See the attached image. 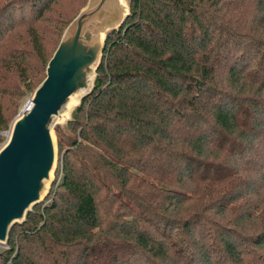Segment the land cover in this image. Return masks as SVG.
<instances>
[{
	"label": "trees",
	"instance_id": "1",
	"mask_svg": "<svg viewBox=\"0 0 264 264\" xmlns=\"http://www.w3.org/2000/svg\"><path fill=\"white\" fill-rule=\"evenodd\" d=\"M56 1L0 0V131L80 10L49 29ZM126 2L0 264H264V0Z\"/></svg>",
	"mask_w": 264,
	"mask_h": 264
},
{
	"label": "water",
	"instance_id": "2",
	"mask_svg": "<svg viewBox=\"0 0 264 264\" xmlns=\"http://www.w3.org/2000/svg\"><path fill=\"white\" fill-rule=\"evenodd\" d=\"M126 13L119 0H87L65 26L28 100L31 106L12 120L0 145V242L6 244L11 225L47 193L58 158L53 121L90 91L105 31Z\"/></svg>",
	"mask_w": 264,
	"mask_h": 264
},
{
	"label": "rangeland",
	"instance_id": "3",
	"mask_svg": "<svg viewBox=\"0 0 264 264\" xmlns=\"http://www.w3.org/2000/svg\"><path fill=\"white\" fill-rule=\"evenodd\" d=\"M86 0H58L56 1L52 7L45 13V17L46 18H51L52 21H49L47 19L41 20L42 24L47 25V27L50 29L53 27L54 24H56L57 26H64V23L67 22L70 18H72L76 12L81 8V6L85 3ZM127 0H119L120 4L122 7H126L127 6ZM54 19H57L58 22L54 23ZM49 36L48 43H49V47L51 48L52 46H54L57 41H58V36L55 33H47ZM33 90H26L24 91L20 96L18 97H14L13 98V102L14 103V113L12 116L11 121L8 124V127L1 130L0 133L3 136V141L0 143V145L6 140L7 136H8V132H9V128H10V124L12 122V120L18 116L21 113V109L22 107H26V103L29 100V98L32 95ZM78 102V100H75L73 102V104L71 105V107L69 108V110L67 112H65V114L62 117H56L53 121V126H52V136H53V140L56 146L57 143V137L59 136L61 141L64 143L65 147L69 146L68 140H67V136L64 134H68L69 130L64 126V122L66 121V119L68 117H70L75 104ZM58 128L59 132H56V129ZM63 132V133H62ZM64 135V136H63ZM142 176V175H141ZM143 177L146 180H149L150 182H156L155 180H153L152 178L148 177V176H144ZM6 246L5 243L0 242V250L2 248H4Z\"/></svg>",
	"mask_w": 264,
	"mask_h": 264
},
{
	"label": "bare ground",
	"instance_id": "4",
	"mask_svg": "<svg viewBox=\"0 0 264 264\" xmlns=\"http://www.w3.org/2000/svg\"><path fill=\"white\" fill-rule=\"evenodd\" d=\"M76 96H77V93L73 95V99H74ZM26 104H27V105H26V107H24V109H28V108L31 106L29 101H27Z\"/></svg>",
	"mask_w": 264,
	"mask_h": 264
}]
</instances>
